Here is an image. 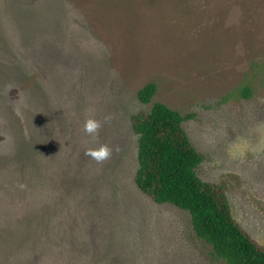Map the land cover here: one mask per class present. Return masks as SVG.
Segmentation results:
<instances>
[{
    "label": "rangeland",
    "instance_id": "1",
    "mask_svg": "<svg viewBox=\"0 0 264 264\" xmlns=\"http://www.w3.org/2000/svg\"><path fill=\"white\" fill-rule=\"evenodd\" d=\"M35 3L0 0V264H224L135 183L131 116L157 101L191 115L200 177L264 246V0Z\"/></svg>",
    "mask_w": 264,
    "mask_h": 264
},
{
    "label": "trees",
    "instance_id": "2",
    "mask_svg": "<svg viewBox=\"0 0 264 264\" xmlns=\"http://www.w3.org/2000/svg\"><path fill=\"white\" fill-rule=\"evenodd\" d=\"M44 1L51 0H36L35 4ZM157 90L155 82H148L137 97L150 103ZM243 94L249 97L250 88L245 87ZM190 117L159 101L149 111L132 114L131 126L138 142L137 187L154 202L187 212L193 234L224 264H264V246L235 220L224 187L200 177L198 170L206 156L196 149L183 127ZM74 264L112 263L88 256Z\"/></svg>",
    "mask_w": 264,
    "mask_h": 264
},
{
    "label": "clouds",
    "instance_id": "3",
    "mask_svg": "<svg viewBox=\"0 0 264 264\" xmlns=\"http://www.w3.org/2000/svg\"><path fill=\"white\" fill-rule=\"evenodd\" d=\"M100 128H101V122L91 118L85 120L83 125V131L88 136L93 138H95L98 135ZM86 154L99 163L109 158L111 154V150L106 145H100L97 148L89 149L86 152Z\"/></svg>",
    "mask_w": 264,
    "mask_h": 264
}]
</instances>
